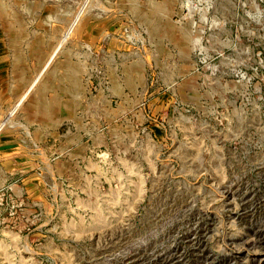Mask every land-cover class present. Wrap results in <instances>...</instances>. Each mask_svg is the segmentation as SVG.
<instances>
[{
  "label": "rangeland",
  "instance_id": "374dc122",
  "mask_svg": "<svg viewBox=\"0 0 264 264\" xmlns=\"http://www.w3.org/2000/svg\"><path fill=\"white\" fill-rule=\"evenodd\" d=\"M0 264H264V0H0Z\"/></svg>",
  "mask_w": 264,
  "mask_h": 264
}]
</instances>
